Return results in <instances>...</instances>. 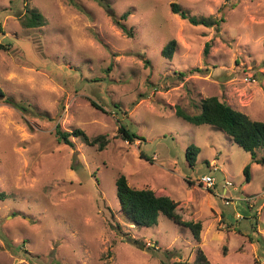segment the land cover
Here are the masks:
<instances>
[{
  "label": "rangeland",
  "instance_id": "obj_1",
  "mask_svg": "<svg viewBox=\"0 0 264 264\" xmlns=\"http://www.w3.org/2000/svg\"><path fill=\"white\" fill-rule=\"evenodd\" d=\"M173 2L225 20L194 25ZM28 7L47 23L23 27ZM126 11L132 35L111 15ZM173 38L170 59L162 49ZM0 41L12 45L0 50V87L31 105L0 97V264H172L199 248L215 264H264V164L223 130L176 114H199L217 95L264 120V0H0ZM121 124L142 138L124 140ZM57 127L110 141L100 150L74 136L71 146ZM191 144L201 148L193 166ZM209 173L218 187L199 182ZM121 174L202 220L201 241L163 214L131 223Z\"/></svg>",
  "mask_w": 264,
  "mask_h": 264
},
{
  "label": "trees",
  "instance_id": "obj_2",
  "mask_svg": "<svg viewBox=\"0 0 264 264\" xmlns=\"http://www.w3.org/2000/svg\"><path fill=\"white\" fill-rule=\"evenodd\" d=\"M110 7V4H108ZM172 12L180 15L183 19L188 20L194 25H204L206 27L220 26L225 20L224 16H204L198 14H192L189 9L183 7L177 2L171 3ZM28 13L21 20L23 27H40L47 23L46 17L35 8H27ZM131 12L126 11L120 18L113 13L114 22L119 25L126 33L132 35L128 29L125 20L128 19ZM11 44L0 41V50L10 51ZM178 47L177 39H171L162 49V54L166 58L172 59ZM209 43L206 45V52L209 50ZM202 71L201 68H195L193 71ZM186 72H180V75L184 76ZM0 97H4V101L14 106L27 110V106L22 104V101H16L14 97L7 95L5 91L0 87ZM92 104L97 108L101 106L93 101ZM176 114L185 120L197 124H209L217 127L230 137V139L244 148L246 151L251 152L253 159L264 164V156L258 157L256 149L264 147V120L254 119L249 114L235 108L232 104L226 100L221 99L217 95H211L203 98L201 101V112L199 114H190L183 110L181 107H177ZM56 134L60 142L73 146L75 143L72 137H81L82 140L92 146L98 145L100 150L107 147L109 138L107 134H100L95 137H90L85 130L81 128H75L71 131L62 130L57 127ZM119 135L131 143L136 139L142 137L135 132H131L124 124L120 125ZM201 148L196 144L188 146L186 151V159L190 165H195ZM141 157H147L144 153H141ZM251 167L246 165L244 173L246 180H251L250 174ZM118 197L121 203V210L126 218L138 226H152L158 223V217L163 214L171 219L174 223L189 228L194 238L200 242L201 233L203 229V221L196 220L190 217L186 209L179 201H176L167 194L156 192L151 188H135L129 184L128 178L125 174L119 175L116 180ZM172 264H215L205 254V252L199 248L196 258L193 262L186 260H176Z\"/></svg>",
  "mask_w": 264,
  "mask_h": 264
},
{
  "label": "built area",
  "instance_id": "obj_3",
  "mask_svg": "<svg viewBox=\"0 0 264 264\" xmlns=\"http://www.w3.org/2000/svg\"><path fill=\"white\" fill-rule=\"evenodd\" d=\"M214 169L217 170L216 167H215ZM199 182L202 183V184H204L208 189L218 187L217 179H216V177H215L213 174H211V173L203 175V176L200 178V181H199ZM228 184H232V182L227 181V182H226V185H228ZM219 194H220L221 197H227V196H226V195H227V188L224 187V190L221 191ZM227 198H228V197H227ZM227 203H229V200H227Z\"/></svg>",
  "mask_w": 264,
  "mask_h": 264
}]
</instances>
